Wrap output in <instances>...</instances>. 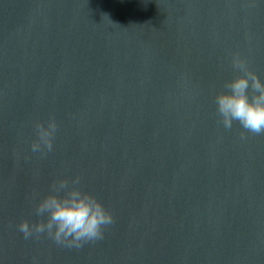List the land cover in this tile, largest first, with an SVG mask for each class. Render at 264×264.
I'll list each match as a JSON object with an SVG mask.
<instances>
[{
	"label": "water",
	"instance_id": "95a60500",
	"mask_svg": "<svg viewBox=\"0 0 264 264\" xmlns=\"http://www.w3.org/2000/svg\"><path fill=\"white\" fill-rule=\"evenodd\" d=\"M236 52L264 79V0H0V264H264V135L214 102ZM76 176L116 218L105 238L25 240Z\"/></svg>",
	"mask_w": 264,
	"mask_h": 264
},
{
	"label": "clouds",
	"instance_id": "9594fccd",
	"mask_svg": "<svg viewBox=\"0 0 264 264\" xmlns=\"http://www.w3.org/2000/svg\"><path fill=\"white\" fill-rule=\"evenodd\" d=\"M230 62L235 75L224 82V90L214 101L219 121L226 130L238 124L243 129L242 140L248 138L247 134L264 135V79L239 52L231 55ZM58 128L55 116L46 123L35 122L31 153L47 158L55 150ZM80 183V176L55 178L47 195L34 205L37 219H25L16 226L23 238L47 237L59 247L77 250L102 241L116 218L102 200L82 189Z\"/></svg>",
	"mask_w": 264,
	"mask_h": 264
}]
</instances>
